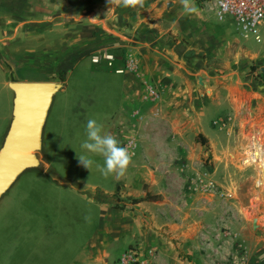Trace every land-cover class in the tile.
<instances>
[{"label":"rangeland","instance_id":"obj_1","mask_svg":"<svg viewBox=\"0 0 264 264\" xmlns=\"http://www.w3.org/2000/svg\"><path fill=\"white\" fill-rule=\"evenodd\" d=\"M196 1L200 4L199 0ZM105 3L106 0H0V147L13 113L14 93L8 87L9 81L44 78L45 82L62 84L65 80L63 88L53 96L47 114L41 148L35 153L38 166L24 171L0 199V264H70L84 246L95 241L113 248V255H116L113 264H117L119 255L129 249L137 251L141 258L147 257L148 264H154L153 251L150 256L148 252L143 253L138 245H129L123 250L118 231L108 238L112 229L117 230L118 226L124 224L126 212L134 205L133 199H124L128 192L124 190L125 183L122 190L113 191L115 183L125 175L105 177L95 165L89 171L77 159V154H84L80 145L85 139L88 119L96 118L104 125L105 132L117 137L119 135V138L123 134L118 133L121 128L118 127V132L115 130L120 118L125 119V122L130 120L136 123L130 118L136 107L125 102L118 91L123 86L120 76L114 75L104 65L91 64L87 55L70 67L52 61L51 67L48 66L40 74V65L36 64L37 58L42 61L44 54L52 53L53 58L58 59L63 53L58 46L61 33L59 35L57 29L51 30L48 21L66 16L78 24H85L93 16L96 17L92 12L93 7ZM12 18L39 24L28 31L22 27L16 39L9 41L6 38L11 35ZM229 26L238 33L235 24ZM71 28L74 29L75 24ZM258 32L260 38H264V28L258 27ZM47 40L49 44H45ZM247 41L248 47L261 46V41L257 43L253 35H249ZM102 53L111 52L107 50L97 54ZM193 69L196 71L192 76L193 84L196 89L200 85L204 95L207 87L203 85L202 76L210 78L211 87L215 86L214 81L217 80L218 92L231 82V78L240 83L252 80L251 76L246 75L255 72L257 67L253 64L238 69H223V60L213 59L207 62L203 60ZM232 71L237 72L241 80L237 79L236 74L231 77ZM226 74L229 76L223 77ZM260 84L253 81L251 85L258 90ZM208 95L210 100L212 98L211 103L199 107L198 114L204 126V134H201L203 138L197 135L193 140L198 129L185 125V140L179 146L168 142L170 128L163 119L161 126H149L148 129L151 133H159L158 140L164 139L157 142L154 148L163 151L164 156L152 158L149 154L133 159L136 164L147 167V172L153 173L149 175L154 187L161 183L167 196V204L161 208L160 205L155 206V202L162 196L146 193L142 199L149 202L151 207L141 213L160 215L156 210L160 209L169 214V221L163 224L177 227L183 223L181 219L200 211L214 215V208L210 212L208 208L216 205V215L222 219L213 221L211 216L212 220L209 217V223L206 224L212 235L223 233V248L226 252L231 251L230 255L224 254L225 264L227 258L233 259L232 254L246 252V245L252 238V228L261 229L255 235L264 237V158L254 157L257 147L264 152V137H255L259 129L255 127L257 115L250 106L237 105L236 98L231 100L232 91L230 100L223 93L210 94L206 91V98ZM180 107V122H193L194 111L189 99ZM260 129L263 134L264 126ZM119 141L121 145H126L123 139ZM222 142L223 154L220 147ZM259 142L262 146L257 145ZM151 144L144 148L148 151L153 149ZM93 158L103 163L101 157ZM142 182L146 192L149 182L146 179ZM225 183L232 184V187L226 188ZM201 203L206 209H198ZM243 218L248 224L245 229L241 223ZM149 221H143L148 230L159 231L157 226L162 223ZM208 242L209 252L214 253L212 249L216 248V244ZM9 253L11 257L8 261ZM246 258H241L245 264Z\"/></svg>","mask_w":264,"mask_h":264},{"label":"crops","instance_id":"obj_2","mask_svg":"<svg viewBox=\"0 0 264 264\" xmlns=\"http://www.w3.org/2000/svg\"><path fill=\"white\" fill-rule=\"evenodd\" d=\"M194 4L197 12L186 14L180 0H144L143 7L136 8L117 6L106 0L104 5L93 7L92 12L96 17L90 18L88 23L78 24L77 21L69 20L66 16L53 18L47 24H50L51 30L57 29L59 35L61 33L58 46L60 45L63 53L58 59L53 58L52 53L42 55V61L37 58L36 64L40 65L38 73L46 71L48 66L51 67L52 61H59L65 64V67H70L76 65L85 55L90 57L91 62L93 54L110 50L114 62L113 67L109 70L114 75L120 76L123 85L118 91L121 92L125 102L128 101L129 104L136 107L130 114L131 120H135L136 123H132L130 120L125 122V119L120 118L115 130L118 132V127L121 128L118 133L123 134H120L121 138L119 135L116 138L121 141L123 139V142L129 145V150L134 153L133 157L141 158L149 154L152 158L164 156L163 151L154 149L157 142H162L164 139L158 140L159 133L157 131L151 133L148 129L149 126H161L163 119L165 125L170 128L168 142L179 146L180 142L186 138V126L198 129V132L192 137L193 140L195 136L203 135V122L198 117L199 107H205V104L211 103L212 100V98L209 99V95L206 98V91L210 94L223 93L228 98L232 91L231 100L236 98L237 105L250 106L257 115L255 127L258 126L259 129L257 128L258 132L255 133V137L260 135L261 138L264 137V133L261 134L260 129L264 126V73L262 72L264 69V38H260L258 32L259 41L255 40L254 35L253 38L257 43L261 41V46L248 47L247 39L250 34H244L237 26L235 29L238 33H235L229 26L231 23L235 24L234 21H230L231 19L219 20L207 6L201 7L202 4L200 5L196 0H194ZM12 21L10 24L12 26L11 35L6 38L9 41L16 39L22 27L28 31L34 25L39 24L35 21L28 23L13 18ZM216 22H223V24ZM72 24H75L74 29L71 28ZM3 32L4 30L1 31V33ZM44 42L49 44V40ZM46 58L49 60L46 61ZM213 59L223 60V69L230 67L238 69L253 64L257 69L246 75L251 76L252 80L240 83L234 82L231 78V82L226 83L218 92H216V88H219L218 81L215 80V86L211 87L210 78L202 76L203 85L207 87L204 89L205 94L203 95L202 87L198 84L200 88L196 89L197 87L195 88L193 84L192 76L196 71L192 70V67L194 68L203 60L207 62ZM99 65L106 66L104 62ZM116 69H123V72L116 73ZM232 72L231 77L236 74L237 79H240L237 72ZM228 76L229 74H226L223 77ZM13 81L46 80L33 78ZM64 81H62V88ZM253 81L261 83L257 86L258 90H255L251 85ZM152 93L156 96H153ZM187 98L194 111V120L193 122L185 120L180 122L179 113L182 110L180 104H184ZM150 144L153 149L148 151L144 147ZM259 144L262 146L261 142L257 145ZM220 147L223 154V142L220 143ZM170 152L173 153V151ZM261 157L264 158V152ZM149 174L153 173L147 172V167L136 164L133 159V164L127 170L124 178H120L115 183L116 187L113 191L122 190L123 183H125L124 190L128 191L124 195L125 200L141 199L145 197L146 193L151 192L150 194L162 196L155 202V206L160 205L161 208H165L167 196L163 192L164 188L161 183L154 187V181H151L152 177ZM145 179L146 182H149L146 192L142 185V181ZM225 187L230 189L232 184L225 183ZM148 203L142 200L131 205L130 210L126 212L124 224L118 226L117 230L112 229L108 238L112 237L113 232L118 231L117 233L122 238L120 247L123 246V250L129 245H138L143 253L153 251L152 261L154 264H224L223 260L226 259L224 254L230 255L231 251L226 252L223 248L225 246L223 233L216 232L212 235L206 224L209 223L211 216L214 218L213 221L222 219L216 215V205H210L208 208V212L214 208V215L204 213V211L197 212L196 216L186 215L185 219L180 220L183 223L174 227L170 224H163L164 221H169V214H165L160 209H156L160 215L141 213L140 211L151 207ZM186 207H188L187 203ZM132 208L133 211H131ZM198 209L206 208L201 203ZM172 217L174 220L175 217L173 215ZM143 221L162 224L157 226L159 231L148 230V226ZM241 223L242 228H247L248 224L244 218ZM258 230L261 229H251L252 238L246 245V252L232 254L233 262L227 258L225 264H245L241 258L246 256V264H264V237L255 235ZM212 237L218 241H214ZM208 241L216 244V248L212 249L214 253L209 252ZM145 256H147L146 253ZM10 257L11 253L8 254V261ZM115 257L111 246L107 248L106 244L102 245L101 242L95 241L84 246L70 264H113L112 260ZM21 260L24 259L21 258ZM12 264L30 263L14 262Z\"/></svg>","mask_w":264,"mask_h":264},{"label":"water","instance_id":"obj_3","mask_svg":"<svg viewBox=\"0 0 264 264\" xmlns=\"http://www.w3.org/2000/svg\"><path fill=\"white\" fill-rule=\"evenodd\" d=\"M264 73V69L262 70ZM9 129L0 147V199L26 170L38 166L35 155L42 144V131L59 82L15 81Z\"/></svg>","mask_w":264,"mask_h":264},{"label":"clouds","instance_id":"obj_4","mask_svg":"<svg viewBox=\"0 0 264 264\" xmlns=\"http://www.w3.org/2000/svg\"><path fill=\"white\" fill-rule=\"evenodd\" d=\"M110 3L125 8L143 7L144 0H109ZM186 14L197 12L194 0H180ZM85 139L81 142L84 154H77L80 165L89 171L95 165L97 170L105 177H123L133 164L134 153L126 145H121L115 135L104 131V125L96 118H90L85 125ZM99 156L103 163L97 162L93 157Z\"/></svg>","mask_w":264,"mask_h":264},{"label":"built area","instance_id":"obj_5","mask_svg":"<svg viewBox=\"0 0 264 264\" xmlns=\"http://www.w3.org/2000/svg\"><path fill=\"white\" fill-rule=\"evenodd\" d=\"M200 4L207 6L217 19H231L235 22L244 34L254 35L259 41L258 27L264 28V0H199ZM104 62L107 68L113 67L114 57L112 54L102 53L91 57V63L99 65ZM116 73L121 74L123 69H116ZM153 96H156L152 93ZM148 254L151 256L152 252ZM147 257H139L138 252L127 250L122 252L117 264H148Z\"/></svg>","mask_w":264,"mask_h":264},{"label":"trees","instance_id":"obj_6","mask_svg":"<svg viewBox=\"0 0 264 264\" xmlns=\"http://www.w3.org/2000/svg\"><path fill=\"white\" fill-rule=\"evenodd\" d=\"M198 137H199V138H203L201 134H199ZM142 200H145V199H142V198H141V199H133V200H132V203H133V204H136V203H138V202H140V201H142ZM121 209H122V208H121Z\"/></svg>","mask_w":264,"mask_h":264},{"label":"bare ground","instance_id":"obj_7","mask_svg":"<svg viewBox=\"0 0 264 264\" xmlns=\"http://www.w3.org/2000/svg\"><path fill=\"white\" fill-rule=\"evenodd\" d=\"M262 153H263V151L260 149V147H258V151L256 152L255 156L260 158ZM263 165H264V162L262 163V166Z\"/></svg>","mask_w":264,"mask_h":264}]
</instances>
